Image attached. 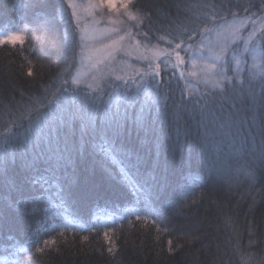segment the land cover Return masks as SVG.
Listing matches in <instances>:
<instances>
[{"label":"trees","instance_id":"16d2710c","mask_svg":"<svg viewBox=\"0 0 264 264\" xmlns=\"http://www.w3.org/2000/svg\"><path fill=\"white\" fill-rule=\"evenodd\" d=\"M54 2L58 11L57 24L45 38L40 31L33 30L37 16L43 13L22 7L23 15H20L15 10L16 0H0V32L20 26L21 19H24L23 26L27 29L22 44L0 45V127L13 120L23 106L38 101L47 103L62 82L68 80L77 56V33L70 8L66 11L59 9L65 0ZM133 3L136 5L133 9L137 12L143 9L145 16L143 22H139L133 30L138 58L129 59L126 79L137 71L146 70L150 61L153 64L158 62L148 57L144 49L167 50L169 42L173 46L179 43L185 31L197 33L190 41L195 44L208 32L204 31L206 28L212 31L231 20L264 16V7H261L264 0H133ZM262 37L264 29L255 36L264 56ZM227 50L231 61L237 43L229 45ZM173 62L176 63L174 57ZM29 69L32 76L27 74ZM173 71L175 75L171 74ZM183 71V64L175 69L161 68V94L169 98L170 103H178L182 92L185 98L188 96L180 76ZM228 75H232V72L229 71ZM247 75L246 69L242 76ZM121 83L115 79V75L103 79L99 83L103 99L107 100ZM254 83L259 93L261 85ZM243 86L247 88L246 83ZM79 88L82 99L89 89ZM204 90V87L200 88L196 96L202 95ZM70 99V93L61 96L63 104ZM246 111V106L237 102L234 107L225 105L224 111L218 115L223 120H227L232 113L242 118ZM260 111L264 115V110ZM156 131L159 134V124ZM76 138L79 139L78 132ZM214 139L215 143L210 138L205 144L192 122L187 144L179 149L170 146L161 157L174 164L167 190L170 199L151 207L172 208L177 201L191 204L192 199L197 201V205L185 214H172L167 220L159 221L161 230L157 231L152 223L156 217L148 214L143 200L138 199L135 192L136 183L141 179L137 167L133 166L136 157L129 160L125 155L135 148L142 160L154 159V145L149 146L143 136L131 127L127 135L114 145V151H103L102 146L107 147L104 141L97 137L90 138L91 159L102 163L111 174L104 190L87 199H69L66 196L62 198L57 181L51 182L52 186L47 192L38 191L39 186L25 188L22 195L27 203L24 206L31 210L38 205L39 211L28 220L8 213V227L0 232V264H264V170L258 172L253 190H249L247 183L229 190L225 184L227 175L213 177L211 182L204 183L209 174V162L223 167L226 173L244 162L232 152L226 139L220 136ZM261 143L258 130L254 135L248 134L246 144L249 148L259 150ZM20 147L14 141L9 151ZM112 158L120 163L132 185L124 180L121 169ZM71 171L69 168L68 172ZM10 172L16 176L20 174L15 167ZM57 175L66 176V173L58 172ZM198 185L203 186L194 193ZM19 196L21 193L0 185V201ZM35 197L39 199L34 204ZM138 215H147V221L143 218L137 220ZM105 232L108 233L107 240ZM85 236L87 240L83 239ZM192 236L197 239H192ZM53 239L56 240L55 244L44 246V240ZM34 240L44 249L42 252H36ZM169 240L172 241V252L168 251ZM109 247L112 252L108 251Z\"/></svg>","mask_w":264,"mask_h":264},{"label":"snow or ice","instance_id":"6c2138e0","mask_svg":"<svg viewBox=\"0 0 264 264\" xmlns=\"http://www.w3.org/2000/svg\"><path fill=\"white\" fill-rule=\"evenodd\" d=\"M98 6L133 21L143 22L145 16L143 9L135 14L129 10L130 6L136 8L133 0H98ZM22 7L43 13L37 16L34 31H40L45 38L54 31L58 17L54 0H16L17 14L23 15ZM67 8H72V15H76L74 0H65L59 5L62 11H66ZM19 24L24 25V19H21ZM228 27L231 31L240 30L234 24ZM26 30L25 27H19L16 31L0 36V44L15 45L18 42L22 44L23 33ZM113 31L117 33V39L109 37L111 43L102 44L101 48L97 49L102 55L96 63L107 62L111 65L116 61V54L121 51V42L125 37L119 35L116 29ZM204 31L211 29L206 28ZM196 34L195 31H185L179 43L173 46L169 42L167 50L154 53L153 59L158 62L153 64L150 61L146 70L137 71L134 76L127 79L116 75L115 79L122 83L117 86L114 95L109 94L107 100L103 99L102 86L99 83L95 89L91 84L88 85L89 91L85 92L81 99L79 96L81 89L78 87L80 81L77 76L71 81L64 80L57 90L58 94L53 93L52 99H48L47 103L38 101L23 106L13 120L0 127V185L21 193L19 197L0 201V232L8 227L9 212L14 213L19 219L28 220L39 211L38 205L31 210L24 206L27 201L22 194L28 186H39L38 191L47 192L52 186L51 182L57 181L56 186L61 190L62 198L66 196L69 199H87L102 192L111 174L102 163L91 159L89 139L100 138L107 146H102L103 151H114V145L120 142L121 137L127 135L130 127L143 136L149 146L155 147L154 159L142 160L135 148L125 155L129 160H132L133 156L136 157L133 166L137 167L141 179L136 183L135 192L138 199L143 200L148 214L156 217L152 223L157 231L161 230L159 221L167 220L172 214H185L197 205V201L192 199L191 204L177 201L172 208L151 207L157 202L163 204L165 199H170L167 197V190L171 178L170 171L174 164L161 157L167 153L170 146L179 149L187 144L192 132V122L195 123L196 131L205 144L210 138L215 143L214 138L220 136L227 140L232 152L244 161L230 173H226L223 167H218L214 162H209V174L204 183L211 182L213 177L220 178L227 175L225 184L229 190L242 183H247L249 190L255 188L258 172L264 170V115H261L260 111L264 110V56L260 57L262 63H253L251 68L247 69L248 75L242 76L246 71L242 63L246 61L235 56L230 61L225 44L217 45L218 52H214L212 48L208 49L213 63L206 62L201 50L198 53L199 58L205 60L202 82L207 86L204 93L200 96L189 93L185 98L182 92L178 103H170L169 98L161 94L162 85L159 80L161 68L163 66L165 70L169 67L175 69L179 64H183L185 61L180 53L183 51L189 54L195 51L190 41ZM252 39L253 34H250L248 41H245L244 53L250 51L248 43ZM181 44L184 45L183 48ZM251 52L255 60L257 48L252 47ZM173 57L176 63L173 62ZM195 65L196 61H193V67ZM229 71L232 75H228ZM27 74L32 76V70L29 69ZM171 74L175 75V71ZM190 75L196 76L197 73L194 71ZM180 76L183 78L184 73L181 72ZM254 82L261 85L259 93L256 92ZM245 83L247 88L243 86ZM73 85L77 87L74 88ZM69 93L71 99L67 104H63L61 96ZM237 102L244 104L247 109L242 118H237V114L232 113L227 120H223L218 115L224 111L225 105L234 107ZM137 104H139L138 108ZM157 124L160 125L159 134L156 131ZM257 130L262 142L259 150L249 148L246 144L248 134L254 135ZM14 141L21 147L10 152L9 147ZM13 167L19 169V176L10 172ZM69 168L72 169L71 172H68ZM58 172L66 173V176H58ZM202 186L198 185L194 193ZM38 199L39 197L33 198L34 204ZM142 218L147 221L148 216L136 217L137 220ZM104 236L106 240L109 239L107 232ZM83 239L87 240L88 237L85 236ZM192 239L197 238L192 236ZM55 243V239L43 241L44 246ZM33 244L37 245L35 248L37 253L44 250L38 246V241L34 240ZM168 244V251H174L171 240ZM108 251L112 252V248L109 247Z\"/></svg>","mask_w":264,"mask_h":264},{"label":"rangeland","instance_id":"374dc122","mask_svg":"<svg viewBox=\"0 0 264 264\" xmlns=\"http://www.w3.org/2000/svg\"><path fill=\"white\" fill-rule=\"evenodd\" d=\"M76 5L75 13L73 16V26L77 33L78 48L77 56L73 65L69 71L68 80L71 81L73 78L79 76V85L78 87H88L92 85L93 88L96 87L97 83H100L103 79L107 77H112L120 75L126 77L125 74L128 72V61L129 59L138 58V54L135 51L136 42L133 36V30L138 25L140 21H133L127 19L125 16H121L119 13L112 12L106 8L98 6V0H87L86 2H79L74 0ZM71 14L73 9L70 8ZM132 13H138L131 6L129 9ZM123 11V9H121ZM236 25L239 27V31L229 30V25ZM19 27H25L20 25L13 30L16 31ZM26 28V27H25ZM116 29L119 31V35L124 36V40L121 42L122 48L119 53H117L116 61L109 65L107 62L96 63L101 57V53L97 51L100 49L102 44L111 43V39H117V33L113 31ZM264 29V16L260 18L253 19H235L231 20L225 24H222L215 28L212 31L206 32L194 45L195 51L189 54L181 52L184 59V76L183 87L186 94L192 93L197 95L199 89L207 86L202 82L203 77V68L205 60L207 63H213L211 59V53L208 51L209 48H212L214 52H218V44H225L227 47L231 44L237 43V50L233 53L232 57L246 61L242 63V67L245 69L251 68L253 63L260 64L262 60L261 49L258 46V43L255 39L256 34ZM0 32V36L6 35L8 32ZM26 32V31H25ZM25 32L23 35L25 36ZM250 34H253V39L248 43L250 51L248 53L243 52L245 41H248ZM235 41V43H233ZM17 44H20L19 42ZM15 44V45H17ZM0 45H13V44H0ZM201 46H203L201 48ZM257 48L256 56L257 58L253 59V54L251 52L252 47ZM184 46H182L183 48ZM203 51L205 60L199 58V51ZM158 48H147L144 49V52L148 57L153 59L154 53L160 52ZM162 58V57H161ZM154 60V59H153ZM193 61H196L195 67H193ZM233 68L235 67L234 61H232ZM113 69L115 71H113ZM196 72V76L190 75L191 72ZM95 77V79H93ZM77 87V85H73ZM117 86L112 91V95L115 94ZM113 162L118 165L121 169L124 180L132 185L130 179L120 167V163L112 158ZM60 224V223H59ZM3 264H11L3 263Z\"/></svg>","mask_w":264,"mask_h":264}]
</instances>
